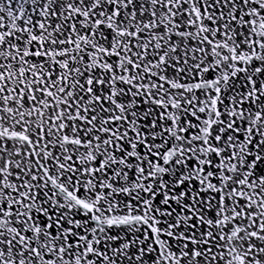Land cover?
Listing matches in <instances>:
<instances>
[{
    "label": "snow or ice",
    "instance_id": "snow-or-ice-1",
    "mask_svg": "<svg viewBox=\"0 0 264 264\" xmlns=\"http://www.w3.org/2000/svg\"><path fill=\"white\" fill-rule=\"evenodd\" d=\"M0 264H264V0H0Z\"/></svg>",
    "mask_w": 264,
    "mask_h": 264
}]
</instances>
